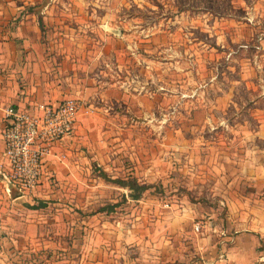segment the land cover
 Returning a JSON list of instances; mask_svg holds the SVG:
<instances>
[{
  "label": "rangeland",
  "instance_id": "374dc122",
  "mask_svg": "<svg viewBox=\"0 0 264 264\" xmlns=\"http://www.w3.org/2000/svg\"><path fill=\"white\" fill-rule=\"evenodd\" d=\"M0 5L37 10L42 30L62 25L75 41L94 39L95 76L116 82L126 93L106 103L107 110L115 106L118 115L125 114L126 125L100 135L111 144L126 142L119 146L123 176L131 171L149 186L138 200L127 199L104 213L109 229L114 225L128 233L136 219L151 213L146 200L168 207L224 199L227 175L234 176L242 152L264 151L259 136L264 135L259 129L264 0H0ZM10 17L0 21L9 18L13 24L19 18ZM54 178L51 183L58 182ZM72 182L80 178H67L66 184ZM6 184L0 176V194L22 193L7 191ZM78 210L82 215L64 216L58 224L48 251L39 248L44 240L22 237L24 224L9 208L0 211L9 217L0 221V264H97L90 248L98 238L84 217L91 209ZM121 239L128 252L129 243ZM105 247H113L111 240Z\"/></svg>",
  "mask_w": 264,
  "mask_h": 264
},
{
  "label": "crops",
  "instance_id": "0c3cea01",
  "mask_svg": "<svg viewBox=\"0 0 264 264\" xmlns=\"http://www.w3.org/2000/svg\"><path fill=\"white\" fill-rule=\"evenodd\" d=\"M20 7L0 5V17H19L13 24L9 18L0 21V155L6 105L37 112L40 104H57L66 97L83 103L71 134L63 136L44 158L45 172L37 187L0 194V211L9 208L8 213L20 219L22 237L44 240L39 248L52 250L51 238L56 236L51 234H56L64 216L82 215L78 209L89 208L83 216L98 238L96 248H90L97 252V264H197L198 254L206 259L221 256L219 264H264V151L259 148L242 152L234 176L227 175L224 199L168 207L146 200L151 213L136 219L128 233L121 234L114 225L108 228L104 213L132 199L126 186L112 180L131 176V171L125 176L122 171L119 146L126 142L111 144L115 142L102 138L110 134L109 129L126 125L125 114L118 115L115 106L106 109L107 102L120 101L126 93L116 82L95 76L99 51L90 49L97 45L94 39L75 41L62 25L42 30L39 12ZM259 129L263 132L264 124ZM50 176L58 182L51 183ZM72 176L80 182L66 184ZM5 217L9 218L0 214V221ZM198 219L203 226L195 231L193 222ZM67 228L71 233L73 227ZM121 238L129 243L128 252L122 249ZM108 240L112 248L105 247Z\"/></svg>",
  "mask_w": 264,
  "mask_h": 264
},
{
  "label": "built area",
  "instance_id": "2783aa9c",
  "mask_svg": "<svg viewBox=\"0 0 264 264\" xmlns=\"http://www.w3.org/2000/svg\"><path fill=\"white\" fill-rule=\"evenodd\" d=\"M82 107V101L74 97H66L57 104H40L37 112L13 104L4 107L0 176L7 182V190L12 187L24 192L37 187L45 172L44 158L69 134ZM202 226L199 219L193 222L195 231ZM220 259L221 256L206 259L198 254L194 262L219 264Z\"/></svg>",
  "mask_w": 264,
  "mask_h": 264
},
{
  "label": "trees",
  "instance_id": "16d2710c",
  "mask_svg": "<svg viewBox=\"0 0 264 264\" xmlns=\"http://www.w3.org/2000/svg\"><path fill=\"white\" fill-rule=\"evenodd\" d=\"M112 180L117 182V183H120L123 186H126L129 189L128 196L132 199L139 198L141 196L142 192L144 190H146L149 186L147 183L139 182L133 176L127 177L125 179L114 178ZM122 199H125V195H123ZM114 205H117V202L113 203L111 206H109V208L111 209L112 207H114ZM104 208L106 209V207H104ZM109 208H107V209H109Z\"/></svg>",
  "mask_w": 264,
  "mask_h": 264
}]
</instances>
